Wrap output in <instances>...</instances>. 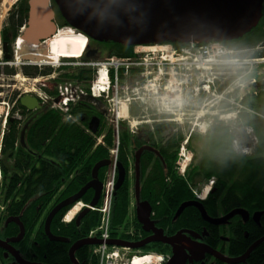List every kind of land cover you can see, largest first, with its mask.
<instances>
[{"label": "trees", "instance_id": "1", "mask_svg": "<svg viewBox=\"0 0 264 264\" xmlns=\"http://www.w3.org/2000/svg\"><path fill=\"white\" fill-rule=\"evenodd\" d=\"M9 26L4 30V39H9ZM237 44L224 41L229 48L254 50L257 46L264 44V20L261 21L250 33L244 37L235 39ZM177 46H181L176 43ZM119 48L113 56H133V47ZM238 55V54H237ZM247 55L252 57H264V50H256L254 53H239L240 58ZM33 76L46 74L39 72L38 67H33ZM27 71V70H26ZM15 70L11 67L4 69L0 66V74L13 75ZM77 74L65 75L67 78L75 77L84 80L90 78L91 71L85 67L79 68ZM62 78V77H61ZM235 77L226 81L229 84ZM72 79V78H71ZM224 87L220 88L222 91ZM18 93H13L16 97ZM243 103L248 107H254L250 96L244 98ZM17 107L22 108V119L15 117L13 113L9 117L1 145V172L2 186L0 189V223L8 216H19L25 225V238L19 244L21 250L31 249L33 241L43 246L46 255V264H73L69 250L72 244L81 238L89 236L91 230L100 225V214L89 211L83 217L78 226L75 219L64 223L63 218L72 206L61 209L52 221L51 231L54 235L64 236L70 240L69 243L48 241L45 235V218L48 212L60 201L67 199L79 192L89 183L92 177L93 166L102 159H110L111 150L118 147V161L123 163L127 169V179L116 191L114 196L113 215L111 224V237L119 239H132L130 230L138 233L143 232L141 224L135 217V210L131 209V179L129 177L134 158L131 160L133 150L141 147L144 137L139 140L138 135L132 133L128 123L122 122L119 138L114 134V124L107 123L106 118L100 114L99 108L103 104L95 102L89 97L72 106L70 115L56 109L45 107L43 111H28L20 102ZM261 109V108H260ZM259 109V110H260ZM102 110V109H100ZM263 112L264 110L261 109ZM134 117L140 114L135 108H131ZM100 116V126L96 134L89 131L88 122L95 116ZM26 117V118H24ZM24 118V119H23ZM250 113L241 111L235 122L229 124L221 121L210 127L214 149L213 154L208 156L206 163V178L215 177L214 187H218V197L223 196L227 204L233 202L237 205H252L256 209H264V139L259 134L257 139L259 146L254 155L245 158L233 151L231 143L235 135L232 127L245 123L251 125ZM28 123L26 131L21 139L24 125ZM234 124V125H232ZM0 124V137H1ZM188 142L191 143L197 133L191 132ZM182 128L175 123L165 125L156 124V130L149 132L150 145L160 155L145 151L141 158V191L143 195L150 196V192L171 189L172 193L183 197H195L193 189L198 184L201 170L193 164L186 177L179 175L176 170L178 152L187 137ZM101 139V140H100ZM118 140V145H117ZM1 142V140H0ZM257 153H260L257 156ZM256 155V156H255ZM195 160V159H194ZM109 167H103L99 172V179L105 181ZM238 174L239 177L235 178ZM203 181V180H202ZM210 191L208 200L213 196ZM94 190L90 189L82 198L86 203L91 202ZM29 203V205H27ZM32 203V204H31ZM102 203V200H101ZM100 203V205H101ZM154 208L157 201L153 203ZM2 207L6 209L2 210ZM19 226L13 225V235L19 232ZM264 235L263 228L255 226L251 229L250 237L239 238L232 253L243 254L250 243ZM91 247L83 246L76 251V257L80 264H97L96 258L91 254ZM153 247H147L146 251H155ZM157 251V250H156ZM264 242L261 243L248 260L237 264H263Z\"/></svg>", "mask_w": 264, "mask_h": 264}, {"label": "built area", "instance_id": "2", "mask_svg": "<svg viewBox=\"0 0 264 264\" xmlns=\"http://www.w3.org/2000/svg\"><path fill=\"white\" fill-rule=\"evenodd\" d=\"M0 43L3 53L1 32ZM21 43L22 41L18 39L16 47ZM159 46L164 47V49H161V52H159L157 56L153 51L146 52L137 49L134 56H111L105 58L104 61L99 62L95 60V62L90 61L84 64L82 62H77L78 65L92 68L95 71L88 85L75 78L63 79L60 82H55L54 79H56L57 76H43L47 82L45 84L43 83L44 81L41 83L42 88H36L35 84L31 89H25L20 93L14 92L18 93L16 97L13 96L12 93L8 102L0 100V124L2 129L0 150L2 137L11 114L13 113L15 117L22 119V108L17 107V102L20 101L21 97L25 94L35 95L42 105L60 110L66 114L68 118H72L70 111L75 103L85 99L87 96L94 99L97 98L105 104V108L109 116H111L110 121L115 126V135L117 136H119L120 133V123L123 121H128L130 123L129 128L131 131H134L142 124H151L149 118H144L145 115L149 114H153L154 117L151 118H155L158 122L162 121V119H166L169 123H173L174 121L177 122V117L172 118L170 116L173 114L178 116V114L182 113L180 101L183 100V96L187 99L186 106L184 107L185 109L194 105L201 97L205 98L211 95L215 97L218 93L221 99L217 100L216 106L220 112V119L224 120L226 123L229 121L235 122L238 118V114L241 111L247 110L246 105L243 103L245 98L244 93L239 92L238 87L237 89L232 88V84L239 77L237 75L238 72L234 73L232 77H229H235L229 84L225 85L229 78L224 82L222 81V79H224L222 70L229 68V64L233 65L240 59L238 58L239 56L235 54V51L229 48L225 43L213 41L202 44L191 42L181 46L172 43L160 44ZM159 46L156 45V47ZM0 59V66L2 65V68L8 66L12 67V61H5L3 58ZM69 64L71 63L64 62V65ZM192 70H195V72L201 76H194V73L192 75ZM225 73L226 72H224V74ZM172 74H174V77L171 76ZM20 75L21 74L6 75L1 73L0 79L10 78L14 81ZM24 77H26L24 78L26 80H31V78H33ZM173 78L176 79V82H173ZM33 79L37 82L41 80L37 78ZM222 86L224 88L220 91ZM227 93L229 94L226 95ZM233 97H238L237 104L235 101H232ZM233 105H236L235 108ZM131 108L137 109L141 115L135 118L132 117L133 122L130 120L132 116ZM234 109H236V111ZM199 126L200 124L195 125V127ZM184 150L183 146L181 148V153H179L181 155L180 160L176 162L181 175H184L186 172V167L188 166L187 161L189 160ZM112 155L114 156V164L103 185V202L101 206L93 207L83 201H79L80 207L74 206L70 209L63 221L68 223L76 216L78 213L77 211L84 207H88L93 211H98L101 216V223L96 229L90 232L91 238L96 237L103 242V244L97 245L92 249V255L96 257L98 264H135L136 261L140 264H155L152 261L154 255H146L139 252L131 255L129 249L126 247L122 248L117 245L112 246L106 243V241L111 238L112 208L117 182L116 163L118 159V147L112 150ZM1 178L0 161V181ZM212 184L213 181L210 182V185ZM71 214L72 216L70 217ZM130 231V233L134 235V231ZM161 259L162 256L160 255V260ZM160 263L159 261L158 264Z\"/></svg>", "mask_w": 264, "mask_h": 264}, {"label": "water", "instance_id": "3", "mask_svg": "<svg viewBox=\"0 0 264 264\" xmlns=\"http://www.w3.org/2000/svg\"><path fill=\"white\" fill-rule=\"evenodd\" d=\"M58 2L61 4L60 6H62L63 3L66 18L78 28L85 29L92 38H96L100 41L119 42L127 47L137 44L148 45L162 42L178 44L195 42L202 44L212 42L213 40L224 42L242 38L245 34L250 33L251 30L262 21L264 0H58ZM29 3L31 21L23 39L39 45V40L42 37L49 36V34H42V29H47V27L50 28L52 26V10L48 7V0H30ZM78 5L82 6V12L78 10ZM8 50V43H5L3 52L6 55V59L11 57ZM26 52L24 47L19 51L20 54ZM30 59L40 63L42 56L41 58L30 56L29 60ZM20 105L30 112L43 111L44 109V106L41 105L38 98L29 94H25L21 97ZM99 124L100 117L98 115L89 120V129L93 134L98 132ZM27 126L28 123L24 126L21 139ZM153 150H155L154 147L150 144H146L137 150L135 154L137 197L140 192V161L142 153L144 151L153 152ZM155 152L160 155L158 151L155 150ZM113 164V158L99 160V162L93 166L92 177L89 183L84 185L78 193L60 201L49 211L44 222V232L48 239L59 243L70 242L68 238L60 235L57 236L52 233L51 223L53 219L61 209L79 202L90 189L94 190V196L91 199L90 205L97 206L100 203L103 190V181L99 179L100 169L103 167H110ZM116 167H118V179L115 189L118 190L127 179V169L124 167L123 163L120 162L116 163ZM189 204L195 203H183L179 207L177 214L182 212ZM199 206L201 207L200 204ZM201 209L203 215L206 217V211L203 207H201ZM135 210L136 218L142 225V230L145 232L153 230L155 233L154 237L135 242L113 238L107 241V243L110 245L116 244L124 248L128 247L134 250L143 248L146 243L157 240L167 244H174L176 237L165 238L161 236L163 234L162 230L155 227L154 221L151 220L152 209L148 201H138ZM89 211V208L80 211V214L75 218V222L78 226L82 218L90 213ZM241 211L242 210H234L227 215L228 217L218 220L209 218V220H212L216 224H221V222L231 217V215ZM254 215L257 219L259 218V212H255ZM8 222H16L20 230L16 237L8 238L5 241L0 239V246L7 245V249H14L12 245L23 241L25 238L26 228L19 216L9 218L7 220V223ZM263 242L264 238L254 242L243 255L233 258L226 257L225 255L221 256L213 249L211 253L220 260H225L228 264L244 263L257 246ZM99 244H103L102 241L94 237L81 238V240L74 242L69 250V256L73 264H80L75 255L77 250L83 246ZM174 251L175 255L172 261L182 258L180 251H176V249H174ZM172 261L171 263L169 262V264H173ZM14 264L33 263L26 262L21 258Z\"/></svg>", "mask_w": 264, "mask_h": 264}, {"label": "flooded vegetation", "instance_id": "4", "mask_svg": "<svg viewBox=\"0 0 264 264\" xmlns=\"http://www.w3.org/2000/svg\"><path fill=\"white\" fill-rule=\"evenodd\" d=\"M29 1L30 0H17L15 5L9 8L10 11L8 13V16L6 17V22L4 23V27L0 31L1 42H3V45L5 43H8V48H9L8 53H10L11 55L10 58L6 59V55L3 54V60L5 61L10 60L12 61V64L16 66V67L15 66L12 67L15 70L13 75L23 74L24 76H27L29 78L31 77L36 78L41 76L46 77L52 75L58 77L57 72H55V69H53L54 65H52L53 62H51L52 56L49 55L51 52L49 50V47L53 43L52 41L54 38L59 37L56 39L60 40V37L64 34L71 36V38L74 36L84 37L88 39V44L87 47L85 48L86 51L84 53V56H82L81 59L73 58V54L71 56L62 57V59L60 60L61 61L63 60V62L59 64L58 68H60V66H63L64 62L75 64L79 60L84 64L90 61H95V60L99 61V59L104 57L106 54L113 56L112 54L115 53L119 48L117 45H120L123 48L133 47V52L137 50L138 46L146 47L148 45H156V44H148V45L137 44L135 46L126 47L125 45L119 42L115 43L113 41H106V40L100 41L96 38H92L85 29L78 28L72 22H70L68 18H66L64 14L65 7L63 6V3L62 6H60L61 4H59L58 0H48V7L51 8L52 10V17H51L52 26L50 28L47 27V29H42V34H49V36L42 37L39 40V45H35V43L33 44V42L30 41L28 42L23 39V36L26 33L31 21ZM77 7L78 10L82 12V6L78 5ZM262 9H263V17L261 20L263 21L264 3ZM7 26H9V30L7 33L9 39L5 40L4 30L7 28ZM18 39H20L22 43L18 47H16ZM227 42L233 44L238 43L235 42V39ZM162 43H167V42H162ZM173 44L176 45V43ZM181 44L182 43H180V45ZM23 46L27 52L24 54H20L19 51ZM119 49L122 50V48ZM233 50L236 52V54H239L242 52L246 53V51H248L249 49L235 48ZM30 56L40 57V58L42 56V59L39 63L31 59L29 60ZM33 67L39 68L38 73L45 72L46 74L33 76V73L35 72ZM208 97L209 96L205 98L201 97L194 105H192L189 108H185V110L192 111V115L194 116L191 119L194 120L196 118L197 120L195 121V125L201 124V122L206 121L205 119L211 120L210 121L211 127L223 121L222 119H220L219 112L214 113L216 111L215 109H217V106L215 107L214 104L207 108V113H208L207 115L196 116L200 108L203 109L205 106L208 105V103L205 102V100L209 99ZM210 101H212V99L209 100V102ZM99 111L103 118L106 119L108 118L109 113L104 106L102 108L100 107ZM151 117H154L153 114L145 115L144 117V118H149V120H151V124L148 123L142 124L134 131H131L132 133L138 135L139 140L144 137L145 139L144 142L146 143H143L142 146L150 143L149 132L156 130L157 123L163 122L165 125L169 123L166 121V119H162V121L158 122L155 120V118H151ZM120 130H121V126H120ZM141 147L133 150V152L130 155L131 160L132 158H134V163L132 164V166L134 167V176H133L134 179L131 180L132 183L131 208L134 211L136 209V205L138 204V201L141 202L148 201L152 209L151 220L154 221L155 227L157 229L162 230L163 234L161 236L165 238L176 237L173 245L157 240L146 243L145 247L142 248L143 251H145L147 247L155 248L157 251L155 250L153 252H155L156 254L158 253L162 256V259L160 260L161 262L160 264H169V262L171 263L172 258L175 255L174 249H176V251L181 252L182 258L173 260L172 261L173 264H228L225 260L222 261L217 256L212 254L211 250L212 249L215 250L221 256L225 255L226 257L233 258L243 255L249 249V247L252 244H254V242L264 238V235H262L261 237L254 239L248 246V249L243 254L232 253L237 249L235 248V246L239 241V238L244 237L245 239L249 240L251 239L250 237L251 229H253L255 226L263 228L264 209H256L249 204L237 205L235 204V202L229 205L227 204V201L224 200L223 196L218 197L217 186L212 187L211 192L213 193L212 194L213 196L209 200L208 197L202 196V192L204 189L200 191L193 189V193L195 197H190V196L183 197L178 194L172 193L171 189L162 190L159 195L157 191H153L150 192V196H147V195H143L141 191L142 177L140 176L141 177L140 185H139L140 192L137 197L136 177H135V160H136L135 154L137 150H139ZM118 162L119 161L117 159V163ZM155 201H157L158 206L154 208L153 203ZM188 202H192L195 204H189L184 208L182 212L177 214L179 207L183 203H188ZM29 203L30 202H28L27 205H29ZM199 204L206 211L207 214L206 217L203 215L202 209L199 206ZM4 209L6 208L2 207V210ZM234 210H239V211L242 210V211L231 215V217L221 222V224H216L212 221V220H218L224 217H228L227 215H229ZM255 212H259L258 219L254 215ZM15 216H8L5 219V221H2L0 223L1 240L5 241L8 238L16 237V235L18 234V233L16 235L12 234L13 225L15 224L17 225V223L16 222L7 223V220L9 218ZM135 217H136V210H135ZM209 218H211L212 220H209ZM136 233L137 231H134V235L131 236L132 239H127V240L130 242L143 241L146 238H151L154 237L155 235L153 230L146 232L143 231L141 233H138L137 235ZM49 240L50 239H48V241ZM21 242L13 244L12 246L14 247V249H10V248L7 249L8 248L7 245L0 246V264H14L17 263L18 260L21 258L24 259L26 262H31L33 264L35 263L46 264L45 263L46 255H44V250L42 245H40L36 241H33L31 245V249L27 251H23L21 250V247H19V244Z\"/></svg>", "mask_w": 264, "mask_h": 264}, {"label": "rangeland", "instance_id": "5", "mask_svg": "<svg viewBox=\"0 0 264 264\" xmlns=\"http://www.w3.org/2000/svg\"><path fill=\"white\" fill-rule=\"evenodd\" d=\"M17 0H0V30L4 27V23L6 22V17L8 16L9 13V8H11L12 6L15 5ZM66 36H69L67 34H64ZM79 37V36H77ZM58 38V37H56ZM56 41H54L51 46L49 47L50 52V56H54L55 59L59 62L57 63H53V69H55V72H57L58 77H62L61 80L63 79H68L65 75H74L77 74V70L79 68H81L82 66L78 65L77 63H73V64H69V65H63L60 66V68H58L59 64L63 62V60L61 61L60 59H62V57H67V56H71V53L75 54V46L74 43L72 41V43L70 44H65L63 43L61 45V40L56 39ZM69 39H71L70 37H68ZM73 38V37H72ZM160 45V44H159ZM158 45V46H159ZM1 43H0V58H3V53H2V48H1ZM83 49V48H82ZM140 51H146V52H155V55H159V52H161V49H164V47H156V45H148L146 47L144 46H138L137 48ZM256 50H264V44L259 45L256 47V49L254 50H250L247 51V53H254ZM82 52V51H81ZM80 52V53H81ZM134 54H136L135 52H133V56ZM236 54V52H235ZM152 55V54H150ZM239 55V54H238ZM110 55H105L104 57L99 59L100 61H104L105 58L109 57ZM75 58V57H73ZM237 58V57H236ZM240 58V57H238ZM1 60V59H0ZM97 61V60H96ZM230 67L226 68L225 70H222V76H224V79H222V81L224 82L227 78L232 77L234 75V73L238 72L237 75L238 77V81L236 80L233 84H232V88L237 89L239 92L244 93V97L250 96V101L253 103L254 107H250V106H246L247 107V112L250 113V118H252V124L247 126L245 123H242L241 125H235L232 127L233 130V134L235 135V138H233V141L231 143L232 149L233 151H235L236 153L245 156V158L250 157L251 155H254L257 148L260 145L259 140L257 139V136L260 134L262 136V138L264 139V112L261 110H264V57H252L251 55H247L245 58H240L239 61H237L235 64L231 65L229 64ZM2 66V65H1ZM15 65H12V67ZM16 67V66H15ZM18 68V67H17ZM192 75L194 73V76H201L200 74H197L195 72V70H192ZM224 72H226L224 74ZM174 73V72H173ZM175 74V73H174ZM172 74L171 76L174 77ZM186 77V76H185ZM188 77V76H187ZM26 77H24L23 74H21L20 76H18L16 78V80H12V79H8V78H2L0 79V100L1 101H9L10 96L12 95V93L14 92H18L20 93L21 91L25 90V89H31V87L33 85L36 84V88H42V82L45 84L47 81H45V78L43 76L38 77L37 79H41L38 82L34 81L33 78H31V80H26L24 79ZM73 78V77H71ZM230 79V78H229ZM49 82V81H48ZM173 82H176V79L173 78ZM15 85V87H14ZM85 85V84H84ZM198 85V84H197ZM242 86V87H241ZM47 87V86H46ZM2 92V93H1ZM229 93H227L226 95H228ZM208 100H205L206 103H208L207 106H205L203 109L200 108L199 112L197 113L196 116H205L207 115V108L211 105H215L217 104V100H220V96L217 95L214 97L213 95L208 97ZM217 98V99H216ZM209 102V100H211ZM186 97L184 98L183 96V100H181V109H182V113L175 115L173 114L170 117H177L178 121H174L176 126H179L182 128L183 132H185L186 136L189 135L191 132H195L197 133V136L195 137V139L189 143L188 140V136L185 138V140L182 142L183 144L181 145L180 149H179V153H181V148L184 146V153H186L187 157H189V160L187 161L188 166L186 167V172L184 173V175H182L183 177H186L188 174V171L191 170L193 164L195 166H199L200 170H201V176H199L198 179V184L196 186V190L200 191L202 189L205 190L206 187L210 186V182L213 181L215 182L216 178L215 177H210L206 178V167L208 166V163H206V159L208 156H211L210 154H213L212 150L214 149L213 146V141L211 140L212 138V133H210L209 129H210V119H205L206 121L201 122L199 127H195V121L196 118L194 120H192L191 118L194 116L192 115V111L190 110H185L184 107L186 106ZM223 100V99H222ZM232 101H235V103L237 104L238 102V97L237 98H232ZM204 102V103H205ZM203 103V104H204ZM236 105H233V107L235 108ZM6 107V106H5ZM261 108V109H260ZM175 109V108H174ZM215 109V108H214ZM260 109V110H259ZM216 112H219L217 109H215ZM236 111V109H234ZM185 112V113H184ZM184 113V114H183ZM220 113V112H219ZM133 116L130 117V120L133 122ZM111 116L108 115V118L106 119L107 123H110ZM183 124H181V123ZM125 123H128V126L130 127V123L128 121H125ZM171 123V122H170ZM232 121H229V124H231ZM122 125V122L120 123ZM226 124V122H225ZM234 125V124H232ZM257 130L259 134L256 135ZM258 151V150H257ZM260 153H257V156H259ZM256 156V155H255ZM181 155H178L177 160H180ZM195 159V160H194ZM176 160V162H177ZM176 165V170L179 173V169H178V164ZM179 175H181L179 173ZM134 167L130 170L129 173V177L131 178V180L134 179ZM239 177L238 174L235 175V178ZM107 179V177H105ZM203 180V181H202ZM2 182V179L0 181V183ZM104 182V181H103ZM2 183L0 184V189H1ZM212 189V187L210 186V190ZM203 190V191H204ZM209 190V191H210ZM203 195V192H202ZM204 197V196H203ZM80 203V202H79ZM79 203H75L70 209H72L74 206L76 207H80ZM86 207L80 209L79 211H77L78 213L76 214L79 215L80 211H82L83 209H85ZM139 253H143V254H150V255H154L153 256V263L158 264V262L160 261V254H156L153 251H136ZM136 252H132L133 254H136Z\"/></svg>", "mask_w": 264, "mask_h": 264}, {"label": "bare ground", "instance_id": "6", "mask_svg": "<svg viewBox=\"0 0 264 264\" xmlns=\"http://www.w3.org/2000/svg\"><path fill=\"white\" fill-rule=\"evenodd\" d=\"M81 36V35H80ZM68 37H70L71 38V36H66V35H62L61 37H60V40L62 41L61 42V44L62 43H65V44H70V43H72V41H73V43H74V46H75V54H73V53H71V55L73 54V57H75V58H81L82 56H84V53H85V51H86V46L87 45H85L86 44V42H88V39H86V38H84V37H77V36H74L73 38H71V39H69ZM59 38V37H58ZM63 38V39H62ZM52 40V39H51ZM55 41V38L53 39V41L52 42H54ZM24 43V42H23ZM34 44V43H33ZM26 45V44H25ZM36 45V44H35ZM24 47V46H23ZM83 48V49H82ZM82 51V52H81ZM81 52V53H80ZM51 62H53V63H57V62H59V61H57L56 59H55V57L54 56H52V58H51ZM1 151V150H0ZM209 190H210V186H208V187H206L205 188V190L203 191V195L202 196H204V197H207V195H208V193H209ZM72 216V214L70 215V217ZM96 229V228H95ZM91 232H92V230H91ZM91 234V233H90ZM90 234H89V236H87L86 238H91L90 237ZM95 246H97V245H92V246H89V247H91L92 249L95 247ZM92 249H91V252H92ZM135 264H140V263H138L137 261H136V263Z\"/></svg>", "mask_w": 264, "mask_h": 264}, {"label": "crops", "instance_id": "7", "mask_svg": "<svg viewBox=\"0 0 264 264\" xmlns=\"http://www.w3.org/2000/svg\"><path fill=\"white\" fill-rule=\"evenodd\" d=\"M51 241V240H50Z\"/></svg>", "mask_w": 264, "mask_h": 264}]
</instances>
